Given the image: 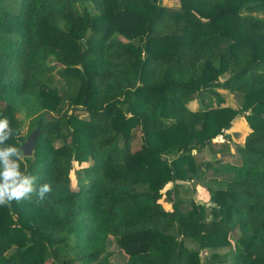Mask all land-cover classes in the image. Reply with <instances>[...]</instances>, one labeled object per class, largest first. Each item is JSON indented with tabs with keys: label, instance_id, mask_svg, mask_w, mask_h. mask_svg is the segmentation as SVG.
<instances>
[{
	"label": "trees",
	"instance_id": "trees-1",
	"mask_svg": "<svg viewBox=\"0 0 264 264\" xmlns=\"http://www.w3.org/2000/svg\"><path fill=\"white\" fill-rule=\"evenodd\" d=\"M171 1L180 7L0 0L7 143L23 153L41 129L21 168L51 186L43 200L0 206V264H113L111 238L127 264H219L223 248L231 264H264V16H254L264 0ZM220 91L243 95L242 107H228ZM204 94L215 104L193 110ZM241 113L250 133L235 161L206 164L209 206L185 199L178 182L204 179L192 150L230 155L213 140Z\"/></svg>",
	"mask_w": 264,
	"mask_h": 264
},
{
	"label": "rangeland",
	"instance_id": "rangeland-1",
	"mask_svg": "<svg viewBox=\"0 0 264 264\" xmlns=\"http://www.w3.org/2000/svg\"><path fill=\"white\" fill-rule=\"evenodd\" d=\"M160 5L169 7V8H179L180 2L179 1H171V0H160ZM246 14V13H245ZM256 17L263 18L264 15L262 14H255ZM52 64V62H50ZM54 77V83L60 88L61 91L65 90V85L61 81V78L59 74L56 72L53 74ZM229 77L228 75H225L221 77V80L224 81ZM220 94L222 95V98L226 100V105L228 107H231L233 109H240L243 104V95L238 93H229L220 91ZM214 99L212 96H209V94H204L202 97L195 98L194 101L190 104V107L195 110L203 105H214ZM78 114L81 117H85L87 114L83 111H79ZM18 117L22 121V131L23 135H27V131H29V119L24 111L19 112ZM250 133V129L248 124L246 123L245 118L243 117V114L241 113L238 115L234 121L232 122V126L226 130L223 135L217 137L213 140V143L216 144L215 148H221L220 145L226 144L230 147V155L227 153L224 155L223 153H212L210 149L204 148V149H197L194 148L192 150V153L195 155L196 162L199 164L200 168L205 170H201L204 173V179L203 180H197L192 182H178V184H181L184 186V188L187 190L182 193V196L189 200V201H195L197 204L200 205H208L210 204V193L207 192L204 180H206V164L208 162H213L214 164L221 163H228L231 161H235V145H243L244 139L246 136ZM135 141L134 146L137 149L141 143L139 130H135ZM173 157H175L174 154H165L164 158L167 160H171ZM82 171L81 167H78L76 165L75 170L73 171L72 177L75 182H77L78 175ZM213 171L211 169H208L207 171V177L212 176ZM173 184L170 183L163 191L164 195L165 192L168 191V189L172 188ZM162 205L169 211L172 210V204L168 202L166 199V196H164L161 200ZM238 232L233 233V239L239 237ZM110 245H109V251L113 252V264H127L128 263V256L118 247L117 242L114 238L110 239ZM213 253L212 251H203L201 253V257L205 259L206 257H209ZM230 249L229 248H223L217 251V254H219V264H231L232 257H229ZM72 257V255H70ZM75 257V255H73Z\"/></svg>",
	"mask_w": 264,
	"mask_h": 264
},
{
	"label": "clouds",
	"instance_id": "clouds-1",
	"mask_svg": "<svg viewBox=\"0 0 264 264\" xmlns=\"http://www.w3.org/2000/svg\"><path fill=\"white\" fill-rule=\"evenodd\" d=\"M13 135L9 118L0 116V206L31 199L33 195L43 200L51 192L50 184L37 186L38 178L22 170L24 154L14 144L7 143Z\"/></svg>",
	"mask_w": 264,
	"mask_h": 264
},
{
	"label": "water",
	"instance_id": "water-1",
	"mask_svg": "<svg viewBox=\"0 0 264 264\" xmlns=\"http://www.w3.org/2000/svg\"><path fill=\"white\" fill-rule=\"evenodd\" d=\"M32 132L33 133L29 136V138L27 139V141L24 143L22 147L24 156L27 158H31L34 156V151L37 146L38 138L43 133L41 129H36Z\"/></svg>",
	"mask_w": 264,
	"mask_h": 264
}]
</instances>
